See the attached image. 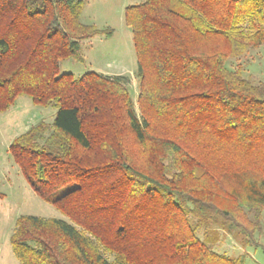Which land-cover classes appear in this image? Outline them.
<instances>
[{"label": "trees", "instance_id": "obj_1", "mask_svg": "<svg viewBox=\"0 0 264 264\" xmlns=\"http://www.w3.org/2000/svg\"><path fill=\"white\" fill-rule=\"evenodd\" d=\"M82 8L0 0V113L20 95L56 108L9 150L70 219L20 215L14 255L21 264H244L198 230L214 224L249 242L261 227L264 81L227 62L264 44V0L126 6L136 102L126 75L59 73L60 60L81 59L82 40L113 34L82 22Z\"/></svg>", "mask_w": 264, "mask_h": 264}, {"label": "rangeland", "instance_id": "obj_2", "mask_svg": "<svg viewBox=\"0 0 264 264\" xmlns=\"http://www.w3.org/2000/svg\"><path fill=\"white\" fill-rule=\"evenodd\" d=\"M141 1L82 0L81 21L99 29H111L113 34L110 37L97 35L82 40L81 59L69 57L60 60L59 73L72 72L80 76L86 71L95 70L112 76L126 75L128 87L136 102L138 62L132 29L125 23L124 13L126 6ZM239 62L243 65L245 77L254 82L264 81V44L251 49L240 60L230 58L227 65L234 69ZM55 114L56 108L34 104L27 95L18 96L8 110L0 113V264H21L11 244V233L20 215L34 214L70 221L54 204L35 192L9 150L16 137L40 121L51 123ZM74 186V183H70L61 187L55 191V195L59 196ZM215 228L217 226L214 224L200 228L198 234L203 237L206 233L213 244L216 239L219 240V243L213 245L218 252L234 256L242 253V248H245L248 252L246 260L244 256L245 264H264V213L261 227L254 233L255 240L250 243L243 240L246 238L241 233H228L223 229L212 231ZM254 242H260L261 247L255 249Z\"/></svg>", "mask_w": 264, "mask_h": 264}, {"label": "crops", "instance_id": "obj_3", "mask_svg": "<svg viewBox=\"0 0 264 264\" xmlns=\"http://www.w3.org/2000/svg\"><path fill=\"white\" fill-rule=\"evenodd\" d=\"M209 240L212 242V239L209 237ZM252 240H255V238L254 239H252ZM252 240H250V242L252 241ZM250 242H247V243H250ZM217 243H219V240L218 241H215V243L213 244V245H216ZM244 244H242L241 246H243ZM246 245V244H245ZM261 245L262 244H260V242H254V245L253 246H255V249H257L258 247H261ZM244 247V246H243ZM235 248H238V247H235ZM242 248V247H241ZM262 249L264 250V246H262ZM242 250H243V252L242 253H240L239 252V254H235L234 255V257H244L245 255L247 256L248 255V252H247V250H245V248H242ZM247 253V254H246ZM245 256V260H246V257ZM246 262V261H245ZM245 262H244V264H245ZM262 264V263H261Z\"/></svg>", "mask_w": 264, "mask_h": 264}]
</instances>
